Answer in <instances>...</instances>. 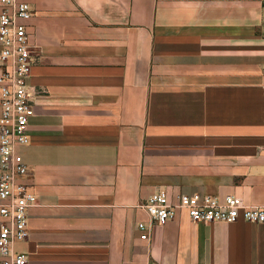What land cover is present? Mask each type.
Wrapping results in <instances>:
<instances>
[{
	"label": "crops",
	"instance_id": "obj_1",
	"mask_svg": "<svg viewBox=\"0 0 264 264\" xmlns=\"http://www.w3.org/2000/svg\"><path fill=\"white\" fill-rule=\"evenodd\" d=\"M18 1L37 52L29 264H264V225L137 226L161 191L264 205V0Z\"/></svg>",
	"mask_w": 264,
	"mask_h": 264
},
{
	"label": "built area",
	"instance_id": "obj_2",
	"mask_svg": "<svg viewBox=\"0 0 264 264\" xmlns=\"http://www.w3.org/2000/svg\"><path fill=\"white\" fill-rule=\"evenodd\" d=\"M0 264H29L17 244L29 238V212L37 196L22 179L28 175L20 149L29 144V117L33 113L29 80L37 52L29 43L28 22L33 16L29 3L0 0ZM141 208L148 222H139L140 239L149 242L151 228L185 211L193 223H236L264 225V205H246L235 195L224 198L204 194L167 191L151 195ZM156 264V263H149Z\"/></svg>",
	"mask_w": 264,
	"mask_h": 264
}]
</instances>
